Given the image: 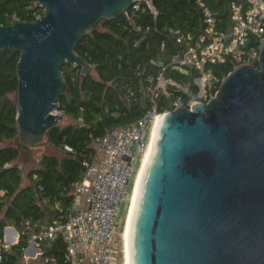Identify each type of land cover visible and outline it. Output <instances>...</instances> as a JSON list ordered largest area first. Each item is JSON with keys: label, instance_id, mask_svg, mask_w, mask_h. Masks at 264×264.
Returning a JSON list of instances; mask_svg holds the SVG:
<instances>
[{"label": "water", "instance_id": "95a60500", "mask_svg": "<svg viewBox=\"0 0 264 264\" xmlns=\"http://www.w3.org/2000/svg\"><path fill=\"white\" fill-rule=\"evenodd\" d=\"M135 0H36L32 21L0 24L16 49L17 140L32 145L60 121L62 66L91 65L80 38ZM259 65L240 64L209 101L159 117L130 228L131 264H264V41ZM7 228V227H6Z\"/></svg>", "mask_w": 264, "mask_h": 264}, {"label": "trees", "instance_id": "16d2710c", "mask_svg": "<svg viewBox=\"0 0 264 264\" xmlns=\"http://www.w3.org/2000/svg\"><path fill=\"white\" fill-rule=\"evenodd\" d=\"M158 10L155 17L143 2L134 15L135 25L123 13L113 19H104L98 26L80 38L76 52L88 60L93 68L87 74L82 68L69 63L62 66L68 88L58 98L61 118L68 122L52 125L45 134L46 142L60 154L45 153L38 165L28 171L29 182L22 185L23 171L18 158L23 146L5 144L16 138L18 132L16 94L18 90L16 49L0 50V264H69L65 259L66 242L59 236L42 245L41 260L25 263L24 236L5 247V228L21 229L24 220L40 221L48 225L64 219L72 202L71 188L84 173L83 161L91 157L93 143L107 131L129 125L145 114L151 105L146 88L150 75L162 71L159 60H169L178 44L171 29H180L189 39L204 32V11L199 0H151ZM212 10L218 28L228 30L232 24L231 6L240 0H202ZM36 0H0V24H10L15 18L32 21L45 12L36 6ZM149 27V28H148ZM163 42L165 47H162ZM259 39L251 37L248 47L257 46ZM259 65L258 60L254 62ZM215 76L224 78L234 69V62L211 63ZM200 69L188 66L186 71L167 67L165 74L178 83L187 85L190 93L198 92L194 78ZM221 82L212 89L219 90ZM160 93L159 109H173L177 95ZM60 118V119H61ZM17 139V138H16ZM68 147L71 149L69 150ZM48 261L42 263V260Z\"/></svg>", "mask_w": 264, "mask_h": 264}, {"label": "built area", "instance_id": "2783aa9c", "mask_svg": "<svg viewBox=\"0 0 264 264\" xmlns=\"http://www.w3.org/2000/svg\"><path fill=\"white\" fill-rule=\"evenodd\" d=\"M143 2L155 17L158 14L151 0H135L125 13L138 30L141 26L135 25L133 17ZM199 2L204 11V32L192 40L179 28L171 29L178 46L168 61H158L162 71L149 76L146 92L150 97V107L129 125L113 128L94 140L91 157L83 161L84 173L72 184V202L66 217L50 225L24 220L20 230L7 226L5 237L8 233L9 239L7 241L5 238L6 248L24 236L28 241L24 247V257L41 259L42 245L62 235L66 242L65 259L69 264L120 263L119 253L123 250L118 248L116 242L118 215L121 205L130 200L132 191L129 193L128 186L136 162L139 159L138 169L141 168L155 124L164 112L159 109L160 93L169 96L173 93L170 89L182 91L187 97L177 95L173 100V109L169 110L190 108L196 101H209L217 93H212V89L223 78L214 75L211 63L231 59L235 68L259 60L264 41V0L234 2L231 6L232 24L228 30L219 29L212 10L204 1ZM251 37L259 39L257 46L248 47ZM162 47H165L164 42ZM169 66L180 71H186L188 66L200 69L201 73L194 78L198 92L190 93L189 86L166 76L165 70ZM54 113L60 118L63 114L59 108ZM124 257L122 264H126ZM46 261L48 258L42 263Z\"/></svg>", "mask_w": 264, "mask_h": 264}, {"label": "rangeland", "instance_id": "374dc122", "mask_svg": "<svg viewBox=\"0 0 264 264\" xmlns=\"http://www.w3.org/2000/svg\"><path fill=\"white\" fill-rule=\"evenodd\" d=\"M98 28H101V23L98 24ZM91 72H93V68H91ZM94 73V72H93ZM12 98H16V94H11ZM62 121V123H66L68 122V118H61L60 119ZM5 144H12V145H17V139L14 138L12 140H8L7 142L2 143L1 145H5ZM45 153H51V154H60V151L56 148H54L51 144H49L48 142H46V138L44 137L42 141L37 142V143H33L32 145H25L21 147V153L20 156L18 158V163L19 166L22 168L23 171V181H22V185L26 184L29 182L28 180V171L30 169H32L33 167H36L38 165V162L40 161V158L42 157L43 154ZM139 167V159L136 162L135 165V169H134V175L132 176L129 186H128V190L129 193H131L132 191V187H133V183H134V179H136V176L138 175V172L140 170ZM130 200H128L127 202H124L121 205V212L118 215V221H119V227H118V232H117V236H116V242L117 245L119 246L118 248L124 251V246H125V241L123 238V232L125 229V224H126V220H127V216L129 213V207H130ZM7 241L9 239L8 237V233H7ZM4 238V239H5ZM121 251L119 253V258H120V263L122 264L123 260V256L125 255V253ZM41 259H34V258H25L24 257V262L25 263H29V262H38Z\"/></svg>", "mask_w": 264, "mask_h": 264}, {"label": "bare ground", "instance_id": "6f19581e", "mask_svg": "<svg viewBox=\"0 0 264 264\" xmlns=\"http://www.w3.org/2000/svg\"><path fill=\"white\" fill-rule=\"evenodd\" d=\"M159 119L157 120L153 133H152V137H151V142L149 144V147L144 155V159L141 165V168L138 172V175L136 176L135 179V183H134V187L131 193V197H130V207H129V213L127 216V220H126V224H125V229L123 232V238L125 241V246H124V253H125V262L126 264H131V256H130V228H131V222H132V217L135 211V207H136V202H137V197H138V193H139V189H140V184H141V180L143 177V173L145 171V168L150 160V157L153 153L154 150V143H155V139L157 137V125H158Z\"/></svg>", "mask_w": 264, "mask_h": 264}, {"label": "flooded vegetation", "instance_id": "af4514ba", "mask_svg": "<svg viewBox=\"0 0 264 264\" xmlns=\"http://www.w3.org/2000/svg\"><path fill=\"white\" fill-rule=\"evenodd\" d=\"M23 146H25V145H23ZM27 146V145H26Z\"/></svg>", "mask_w": 264, "mask_h": 264}]
</instances>
